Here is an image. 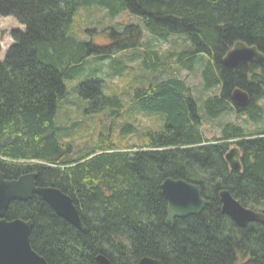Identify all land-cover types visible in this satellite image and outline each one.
<instances>
[{
    "label": "trees",
    "instance_id": "obj_1",
    "mask_svg": "<svg viewBox=\"0 0 264 264\" xmlns=\"http://www.w3.org/2000/svg\"><path fill=\"white\" fill-rule=\"evenodd\" d=\"M92 5L111 17L129 11L143 26L105 31V46L80 41L70 34L74 17ZM0 17L23 27L11 32L13 44L0 60V174L13 181L36 173L38 186L57 188L73 200L85 227L80 232L36 195L11 203L6 219L33 223L36 253L48 264H98L99 256L111 264L144 258L264 264V225L237 227L222 214L219 199L228 190L245 208L264 214V68L255 62L232 70L223 65L237 43L264 54V0H0ZM145 34L160 42L184 39L176 63L190 72L202 66L204 90L216 93L199 103L185 80L142 73L129 93L131 114L123 115L131 121L119 126L122 137L138 143L120 146L100 134L75 150L70 127L57 122L60 111L75 104L65 81L91 56L110 58L115 72L121 62L110 56L139 50ZM144 55L143 71L163 70L156 51ZM236 90L248 95L245 107L234 103ZM72 93L86 102V114L121 116V98L107 93L101 79L85 80ZM139 115L158 116L161 127L141 132ZM229 115L244 117L245 125L228 122L220 125V137L205 136L206 123ZM232 146L241 151L239 172L225 161ZM168 178L199 185L210 202L172 229L161 189Z\"/></svg>",
    "mask_w": 264,
    "mask_h": 264
},
{
    "label": "rangeland",
    "instance_id": "obj_2",
    "mask_svg": "<svg viewBox=\"0 0 264 264\" xmlns=\"http://www.w3.org/2000/svg\"><path fill=\"white\" fill-rule=\"evenodd\" d=\"M129 25H140L142 19L138 16L132 15L129 11H124L115 17H111L107 11L97 5L90 7H81L75 17L70 30V34L76 39L84 42H95L100 45H108L109 41L105 37V31L114 29L122 31L124 27ZM15 29H23V27L14 18L0 17V60H3L7 50L13 44L11 32ZM184 39L172 37L167 42H160L154 40L148 34L144 35L142 46L135 52H119L115 54L116 59H120V65L114 67L112 72L109 68L110 58L100 59L91 56L87 59L83 68L74 75L72 79L65 81L67 91L70 93L71 102L75 103L70 106H65L57 118L58 124L61 126L70 127L68 130L71 137L68 138L73 144L75 150H83L89 145H92L96 138L102 134L109 137V139L120 146L134 145L138 143L136 137L125 136L122 137L120 125L131 119L125 118L123 115L131 114L132 101L129 93L134 89L135 80L143 73L148 78L153 74L162 78L176 76L186 81L193 92L194 97L200 99V103L204 98L216 93L214 91L206 92L203 88L201 77L202 66L196 65L192 72L183 69L176 63L177 55L185 47ZM148 51H156L158 53L160 62L159 65L163 70L161 72L143 71V60L145 53ZM155 72V73H154ZM89 79H101L107 93L119 96L123 102V110L121 116L113 120L103 115V113L86 114L83 112L87 108L85 101L81 97H76L77 94L72 93L73 88L77 87L81 82ZM139 122L138 128L141 132L145 130H156L161 127L159 117L151 115L149 117L139 115L137 117ZM228 122L245 125L244 117L225 116L213 123H206L203 130L207 138L220 137V125ZM113 124L112 131H108L109 126ZM249 126V124H247ZM254 129V125H250ZM79 127V128H78ZM73 128V129H72ZM234 146L230 147L232 149Z\"/></svg>",
    "mask_w": 264,
    "mask_h": 264
},
{
    "label": "water",
    "instance_id": "obj_3",
    "mask_svg": "<svg viewBox=\"0 0 264 264\" xmlns=\"http://www.w3.org/2000/svg\"><path fill=\"white\" fill-rule=\"evenodd\" d=\"M249 62H255L264 68V54L255 46L245 43H237L223 59V65L229 70L240 68ZM233 101L237 106L245 107L249 103L248 95L236 90ZM225 161L230 170H242L241 151L238 147L234 146L227 152ZM37 179L36 173L21 176L13 181L0 174V264H48L31 245L33 223L6 219V213L13 202H28L33 196H39L59 218L80 232H85L73 200L57 188L38 186ZM161 189L168 205L166 226L170 229L174 227L176 220L198 216L210 205V202L203 198L199 185L182 179L168 178ZM219 199L222 214L228 216L237 227L245 229L253 223L264 225L263 213L245 208L228 190L221 191ZM97 262L111 264L104 256H99ZM139 264L163 263L156 259L144 258Z\"/></svg>",
    "mask_w": 264,
    "mask_h": 264
},
{
    "label": "bare ground",
    "instance_id": "obj_4",
    "mask_svg": "<svg viewBox=\"0 0 264 264\" xmlns=\"http://www.w3.org/2000/svg\"><path fill=\"white\" fill-rule=\"evenodd\" d=\"M237 147V146H236Z\"/></svg>",
    "mask_w": 264,
    "mask_h": 264
}]
</instances>
